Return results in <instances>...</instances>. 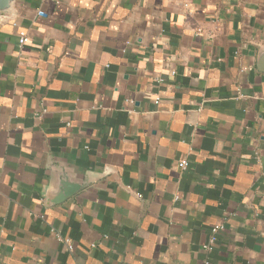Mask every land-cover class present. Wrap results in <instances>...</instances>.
<instances>
[{"label":"crops","instance_id":"obj_1","mask_svg":"<svg viewBox=\"0 0 264 264\" xmlns=\"http://www.w3.org/2000/svg\"><path fill=\"white\" fill-rule=\"evenodd\" d=\"M0 264H264V0L0 11Z\"/></svg>","mask_w":264,"mask_h":264},{"label":"built area","instance_id":"obj_2","mask_svg":"<svg viewBox=\"0 0 264 264\" xmlns=\"http://www.w3.org/2000/svg\"><path fill=\"white\" fill-rule=\"evenodd\" d=\"M38 15L44 17L45 16V13L43 11H38L37 12ZM27 41V37L24 33H20L19 34V45L21 46L22 44H24L25 42ZM178 166L181 170H185L188 166V162H187V159L186 158H181L179 161H178ZM223 229V226L218 224L216 226H214L213 228H211V235H210V238H209V242L204 246L205 249H209L210 248V245L214 242L215 240V235L221 231Z\"/></svg>","mask_w":264,"mask_h":264},{"label":"water","instance_id":"obj_3","mask_svg":"<svg viewBox=\"0 0 264 264\" xmlns=\"http://www.w3.org/2000/svg\"><path fill=\"white\" fill-rule=\"evenodd\" d=\"M15 0H0V11H8L12 8ZM88 182H91V179H88L84 177L79 184H74L72 187H68L67 194H71L75 192L77 189L82 188L85 186Z\"/></svg>","mask_w":264,"mask_h":264}]
</instances>
